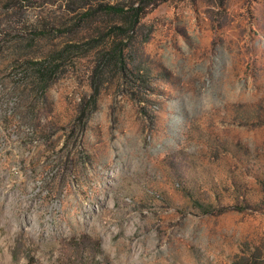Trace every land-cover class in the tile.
Here are the masks:
<instances>
[{
    "label": "rangeland",
    "instance_id": "1",
    "mask_svg": "<svg viewBox=\"0 0 264 264\" xmlns=\"http://www.w3.org/2000/svg\"><path fill=\"white\" fill-rule=\"evenodd\" d=\"M262 106L264 0H0V264H264Z\"/></svg>",
    "mask_w": 264,
    "mask_h": 264
},
{
    "label": "trees",
    "instance_id": "2",
    "mask_svg": "<svg viewBox=\"0 0 264 264\" xmlns=\"http://www.w3.org/2000/svg\"><path fill=\"white\" fill-rule=\"evenodd\" d=\"M135 9H136V11L134 12V16H135L134 21H136V15H138V13H137V7ZM44 85H46V83H44ZM256 117L259 118L258 121L260 123L264 124V106H262V109L258 110Z\"/></svg>",
    "mask_w": 264,
    "mask_h": 264
}]
</instances>
